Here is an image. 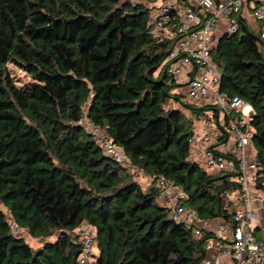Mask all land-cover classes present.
<instances>
[{
    "label": "trees",
    "instance_id": "16d2710c",
    "mask_svg": "<svg viewBox=\"0 0 264 264\" xmlns=\"http://www.w3.org/2000/svg\"><path fill=\"white\" fill-rule=\"evenodd\" d=\"M166 1L0 0V264H79L84 222L96 232L93 264H203L215 232L171 219L156 180L144 189L134 168L183 189L197 222L227 220L240 206L233 174L188 159L192 125L208 108L167 74L175 40L149 23ZM239 24L212 57L221 90L255 110L264 197V39L245 12ZM84 116L126 162L104 152L79 124ZM13 224L43 244L32 247Z\"/></svg>",
    "mask_w": 264,
    "mask_h": 264
},
{
    "label": "built area",
    "instance_id": "2783aa9c",
    "mask_svg": "<svg viewBox=\"0 0 264 264\" xmlns=\"http://www.w3.org/2000/svg\"><path fill=\"white\" fill-rule=\"evenodd\" d=\"M173 1L154 8L149 23L155 36L175 40L165 61L167 74L183 85L192 102L208 108L192 125L188 159L200 162L210 172L233 174L240 185L233 193L238 195L240 206L206 244L208 253L217 250L219 255L207 254L203 264H222L221 256H227L232 264H264V241L254 233L260 220L256 204L261 199L257 189L260 163L249 127L255 110L239 96H229L221 90L222 73L212 57L217 38L237 33L240 15L246 10L261 23L260 36L264 39V0ZM79 124L89 130L107 155L119 163L127 161L125 151L94 121L84 116ZM132 173L146 176L135 168ZM148 178L151 182L156 180L160 188L158 199H169L171 219L188 226L198 225L196 213L184 205L187 196L183 189L162 177ZM77 234L82 245L79 264H92L96 254L95 229L84 222ZM197 234L201 231L197 230Z\"/></svg>",
    "mask_w": 264,
    "mask_h": 264
},
{
    "label": "crops",
    "instance_id": "0c3cea01",
    "mask_svg": "<svg viewBox=\"0 0 264 264\" xmlns=\"http://www.w3.org/2000/svg\"><path fill=\"white\" fill-rule=\"evenodd\" d=\"M179 1H181V0H179ZM172 2H175V1H172ZM163 3L164 2L158 4V6H156V7H159ZM256 23H257L256 27H261V23L260 22L257 21ZM223 27H224V23H221V28H223ZM184 91H185L184 94H187L186 89ZM149 183L150 182L145 183L146 186H144L142 183L141 184H142L144 189H147L149 187V185L151 184V183L150 184ZM260 197H261V199L256 204V206L258 208L259 215H260V220L257 222V225H256V230H257L256 231V237L259 240L264 241V208H263V206H264L263 205L264 204V197L263 196H260ZM168 200L169 199H166L164 201V203L167 204ZM223 222H224V220L218 218V219H213V220L200 221V222H198V226L201 227V228H206L208 230H211V231L215 232L218 229V227L221 224H223ZM258 233H260V236H258ZM208 255L210 257L218 256L219 252L217 250H211L208 253ZM220 258L222 260V264H232V261L227 256H221Z\"/></svg>",
    "mask_w": 264,
    "mask_h": 264
},
{
    "label": "rangeland",
    "instance_id": "374dc122",
    "mask_svg": "<svg viewBox=\"0 0 264 264\" xmlns=\"http://www.w3.org/2000/svg\"><path fill=\"white\" fill-rule=\"evenodd\" d=\"M245 16H246V18L248 19V23H249V25L252 27V28H254V29H257L258 27H256L257 26V21L255 20V18L253 17V15H252V13H251V11L250 10H247V11H245ZM256 31H258V30H256ZM10 68L13 70V72H14V75L16 76V78L18 79V81H20V82H25V81H27V80H29V76L23 71V70H21V69H19V68H17V67H15V66H13V65H10ZM185 88L183 87V86H179V87H176L175 88V91H177V92H182V93H185ZM173 105V104H172ZM137 179L139 180V182H141L144 186H146L145 185V183H147V182H150L151 183V181H149V178L148 177H146V176H139V177H137ZM149 183V184H150ZM148 184V185H149ZM161 203H164L163 201H161ZM3 208V207H2ZM5 211H6V209H4ZM13 230H14V232H15V234H17V235H20V236H23L28 242H29V244L32 246V247H34V248H39L42 244H43V241L42 240H40V239H36V238H33V237H31L30 235H29V233L26 231V230H23V229H20V228H17V226L15 225V224H13ZM256 229L254 230V233H255V235H256ZM258 236H260V233H258ZM54 238V237H53ZM53 238H51V239H53Z\"/></svg>",
    "mask_w": 264,
    "mask_h": 264
},
{
    "label": "water",
    "instance_id": "95a60500",
    "mask_svg": "<svg viewBox=\"0 0 264 264\" xmlns=\"http://www.w3.org/2000/svg\"><path fill=\"white\" fill-rule=\"evenodd\" d=\"M18 228V227H17Z\"/></svg>",
    "mask_w": 264,
    "mask_h": 264
}]
</instances>
